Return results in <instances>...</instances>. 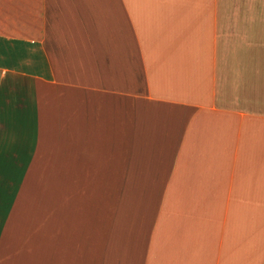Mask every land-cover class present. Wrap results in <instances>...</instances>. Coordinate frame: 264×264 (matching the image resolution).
Instances as JSON below:
<instances>
[{"label": "crops", "instance_id": "0c3cea01", "mask_svg": "<svg viewBox=\"0 0 264 264\" xmlns=\"http://www.w3.org/2000/svg\"><path fill=\"white\" fill-rule=\"evenodd\" d=\"M255 2L0 0V264H264Z\"/></svg>", "mask_w": 264, "mask_h": 264}, {"label": "rangeland", "instance_id": "374dc122", "mask_svg": "<svg viewBox=\"0 0 264 264\" xmlns=\"http://www.w3.org/2000/svg\"><path fill=\"white\" fill-rule=\"evenodd\" d=\"M261 2H255L254 5L258 7L260 5V9L262 11V19H261V36L264 37V0H260ZM251 5V3H246V6Z\"/></svg>", "mask_w": 264, "mask_h": 264}, {"label": "bare ground", "instance_id": "6f19581e", "mask_svg": "<svg viewBox=\"0 0 264 264\" xmlns=\"http://www.w3.org/2000/svg\"><path fill=\"white\" fill-rule=\"evenodd\" d=\"M120 178H121V177H120ZM135 190H136V189H135ZM15 197H16V196H15ZM15 197H14V198H15ZM121 210H122V209H121ZM36 211H37V210H36ZM36 211H35V212H36ZM35 212H34V213H35ZM126 217H127V216H126ZM126 217H125V218H126ZM108 218H109V217H108ZM117 218H118V217H117ZM120 218H121V217H120ZM127 218H129V217H127ZM121 219H123V218H121ZM117 221H118V220H117ZM117 221H116V222H117ZM126 221H127V219H126ZM130 221H131V220H130ZM118 222H121V220L118 221ZM127 224H128V223H127ZM129 224H130V223H129ZM132 224H133V222H132ZM125 225H126V223H125ZM115 226H116V225H115ZM127 226L129 227V225H127ZM124 228H125V227H124ZM129 228H130V227H129ZM127 229H128V228H127ZM127 229H125V230H127ZM115 230H119V229H116V228H115ZM125 230H124V232H125ZM124 232H123V235H124ZM127 232H129V230H127ZM117 233H118V232H117ZM129 233H130V232H129ZM126 234H127V233H126ZM105 235H106V234H105ZM111 235H112V234H111ZM116 235H117V234H116ZM123 235H122V236H123ZM103 237H104V236H103Z\"/></svg>", "mask_w": 264, "mask_h": 264}]
</instances>
